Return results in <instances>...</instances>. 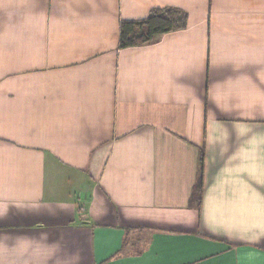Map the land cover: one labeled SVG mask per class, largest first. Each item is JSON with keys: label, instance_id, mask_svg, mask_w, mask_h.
Listing matches in <instances>:
<instances>
[{"label": "crops", "instance_id": "1", "mask_svg": "<svg viewBox=\"0 0 264 264\" xmlns=\"http://www.w3.org/2000/svg\"><path fill=\"white\" fill-rule=\"evenodd\" d=\"M0 264H264V0H0Z\"/></svg>", "mask_w": 264, "mask_h": 264}, {"label": "trees", "instance_id": "2", "mask_svg": "<svg viewBox=\"0 0 264 264\" xmlns=\"http://www.w3.org/2000/svg\"><path fill=\"white\" fill-rule=\"evenodd\" d=\"M187 14L176 7L152 9L149 14L141 19L121 20L119 24V48L140 46L154 41L162 34L184 28ZM202 152L199 155V169L197 182V196L201 189L202 180Z\"/></svg>", "mask_w": 264, "mask_h": 264}, {"label": "rangeland", "instance_id": "3", "mask_svg": "<svg viewBox=\"0 0 264 264\" xmlns=\"http://www.w3.org/2000/svg\"><path fill=\"white\" fill-rule=\"evenodd\" d=\"M196 182H197V180H196ZM196 184V183H195ZM195 195V199L197 198V189L196 188H193V196Z\"/></svg>", "mask_w": 264, "mask_h": 264}]
</instances>
